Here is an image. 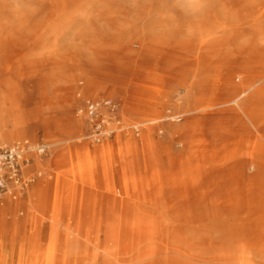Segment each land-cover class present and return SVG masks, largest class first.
Listing matches in <instances>:
<instances>
[{"label": "rangeland", "instance_id": "obj_1", "mask_svg": "<svg viewBox=\"0 0 264 264\" xmlns=\"http://www.w3.org/2000/svg\"><path fill=\"white\" fill-rule=\"evenodd\" d=\"M7 22L32 43L35 52L30 69L40 73L31 82L19 83V104L26 113H42V118L56 120L61 131L47 136L42 129L41 119L35 121V132L27 133L25 137L13 134L11 122L16 107L13 102L14 84L9 74L0 71V135L2 131L9 133L8 140L0 137V149L25 138L32 143L55 141V151L50 146L43 161L44 166L33 160L28 166L29 174L23 177V181L28 182L27 178L34 175L33 171L38 166L61 177L58 194L63 203V223L60 229L65 237L82 240L87 235L92 237L95 222L104 217L107 211V214H111L110 209L115 204L150 203L146 196L150 190H154V186L150 185L147 192L138 191L137 194L131 183L124 189L122 167L125 161L128 162L127 167L141 165L145 175L149 176L154 167L152 156L156 166L169 171L170 166L164 156L166 151H173L176 155L175 164L171 167L177 170V174L170 184L179 191L182 204H189L193 209L208 203L209 198L205 193L209 186L208 170L212 164H208L200 146L185 144L183 148L178 147L177 144L183 141L182 137L169 133L172 127L180 124L174 121L177 116L183 117V122L186 119L189 121L191 117L185 116L186 111L219 102L216 98L221 94L208 91V58L213 57L222 63L230 62L233 55L241 51L236 44L208 50V0H0V33L5 31ZM2 44L0 36L1 62L8 56ZM25 58L23 56L20 60L21 66L29 70L25 62L29 59ZM223 66L216 75L227 79L226 64ZM140 69L149 70L151 75L153 73L163 81L159 84L156 80L139 78L136 73ZM218 78L211 77L210 82H216ZM181 79L186 83L182 84ZM92 80L103 81L108 86L100 97L92 96L86 89L87 82ZM186 84H194L192 95L183 92L184 87H188ZM126 86L140 90L135 97L150 102L154 110L132 111L126 107V95L115 93L110 96L114 87ZM180 98L186 103L190 101V104L182 103L181 107H177ZM88 101L116 104L115 117L120 122L123 119L130 126L159 119L157 126L140 131L138 136L133 127L128 126L121 133L115 132L113 139L103 142L115 155L106 168L108 176H104L101 154L97 158L98 166L94 167L97 172L94 178L95 193L91 192L93 187L81 179L73 167L83 156L84 147H88L93 152L91 156H95L101 143L95 144L89 140L68 142L71 138H83L90 133L91 126L80 112ZM219 118L224 132L229 130L221 144L219 157L222 161L219 164L223 163V167L228 169L229 184L248 186V167L244 164L241 168H234L237 159L232 158H238L237 153L241 148V159L250 160L249 154L254 145L252 127L241 113L239 116L231 114ZM73 121L80 126L69 131V124ZM101 122L106 129L116 124L109 120L106 113L98 119V123ZM230 130L234 133H230ZM126 142L132 143L136 152H129L123 161L117 153ZM106 180L112 181L114 189L123 192L124 197L113 195ZM27 184L30 186L32 183ZM13 195H17V191L1 195L0 204L8 208L5 217L13 224V232L17 233L18 240L13 246L14 264H17L22 238L31 241L33 238L37 240L40 235V248L48 253L56 204L53 197L55 190L46 207L39 194L32 198L26 193L19 200L14 199ZM166 201H162V204ZM29 250L27 245L25 251Z\"/></svg>", "mask_w": 264, "mask_h": 264}, {"label": "bare ground", "instance_id": "obj_2", "mask_svg": "<svg viewBox=\"0 0 264 264\" xmlns=\"http://www.w3.org/2000/svg\"><path fill=\"white\" fill-rule=\"evenodd\" d=\"M13 27V24L7 22L5 31L0 33L3 39L2 49L8 54L6 60L0 61V71L9 74L14 84L13 102L17 107L11 122L13 134L25 137L27 133L35 132V121L42 119L44 133L47 136L56 135L61 131L56 120L42 118V113H26L19 104V83L31 82L40 73L30 69L35 52L32 43L26 35L16 32ZM232 44L240 46L241 51L236 52L230 62L222 63L213 57L208 58V91L221 94L216 98L219 102L198 110L186 111L185 116L191 117L189 121L186 119L183 122V117L177 116L174 121L180 124L169 130L171 135L182 137L183 141L177 144L178 147L197 144L202 148L208 164H212L208 170L209 186L205 193L209 198L208 203L193 209L189 204H182L179 191L170 184L177 174V170L171 167L175 164V152H164L170 166L169 171L156 166V160L151 156L154 167L149 176L145 175L141 165L136 168L132 165L127 167L128 162L125 161L122 167L123 188H128L127 185L131 183L137 194L138 191L147 192V188L153 185L154 190H150V194L147 193L146 196L151 202L146 205L128 202L115 204L110 209L111 214H107V211L104 217L95 222L92 237L87 235L84 240L78 237L70 239L60 229L63 223V203L58 194L61 177L38 166L33 171L34 175L25 182L32 183L31 185L34 183V187L27 184L21 190L20 186H16L17 195L14 199L19 200L26 193L32 198L39 194L46 207L55 190L53 197L56 208L51 247L48 253L40 248V235L37 240L33 238L31 241L22 238L17 264H264V0H208V50ZM23 56L26 57L25 60L29 59L28 62L25 61L29 70L21 66ZM223 64H226L228 70L227 79L217 77V73L224 68ZM136 74L139 78L153 82L156 80L159 84L163 81L153 73L151 75L149 70L140 69ZM211 77L218 79L211 83ZM183 80L181 79V83L185 84L186 81ZM186 86L188 87H184L183 92L192 95L194 84ZM107 88L106 83L97 80L88 81L86 86L95 97H100ZM138 91L140 90L132 86L114 87L110 96L115 93L126 95V107L132 111L154 110L150 102L146 103L135 97ZM177 102V107L186 103L181 98ZM186 104H190V101ZM86 105L80 112L91 126L90 133L83 138H71L68 142L89 140L91 143H101L95 156H91L93 152L84 147L83 156L73 167L78 176L93 187L91 192L95 193L94 178L97 172L94 167L98 166L97 158L101 154L104 159V176H108L106 168L108 163L113 162L115 155L103 142L113 139L115 132L121 133L130 125L121 119L115 127L106 129L103 126L98 133V117L90 116L91 111ZM115 106L117 107L116 104ZM196 113L199 115L196 116ZM240 113L252 127L254 145L249 154L250 160L241 159V148L237 153L238 158L232 159H237L233 164L234 168H241L244 164L248 167V186L229 184L228 169L223 167V163L219 164L222 161L219 157L221 144L229 133V130L224 132L219 117L231 114L239 116ZM158 121L159 119L146 120L130 127H133L138 136L140 131L157 126ZM69 125V131L80 126L74 121ZM230 133L234 131L230 130ZM8 136L9 133L5 131L0 135L4 140H8ZM48 145L55 151V141ZM134 151L133 144L126 142L117 154L124 161L126 155ZM38 162L44 166L43 161L35 157L34 163ZM27 174L28 167L24 171V177ZM108 182L109 191L113 195L120 197L124 194L114 189L112 181ZM1 200L0 197V202ZM165 200L168 202L162 204ZM7 210V207L3 208L0 204V264L15 263L13 246H16L18 240L17 233L13 232V224L5 217ZM27 245L30 248L28 252L25 251ZM10 248L12 250H8Z\"/></svg>", "mask_w": 264, "mask_h": 264}, {"label": "built area", "instance_id": "obj_3", "mask_svg": "<svg viewBox=\"0 0 264 264\" xmlns=\"http://www.w3.org/2000/svg\"><path fill=\"white\" fill-rule=\"evenodd\" d=\"M88 102L87 108L90 110V116L100 118L103 113H106L110 121L120 123V120L115 117L116 106L110 103ZM98 133L103 129L102 122L98 123ZM50 146L45 142L32 143L28 140H22L0 149V197L4 193H15V187L20 186L21 190L25 187L23 181L25 169L33 162L32 155L39 157L44 161L47 157ZM16 197V195H13Z\"/></svg>", "mask_w": 264, "mask_h": 264}]
</instances>
